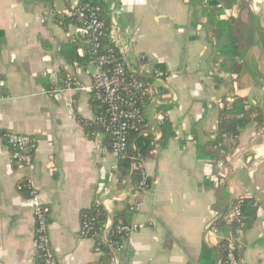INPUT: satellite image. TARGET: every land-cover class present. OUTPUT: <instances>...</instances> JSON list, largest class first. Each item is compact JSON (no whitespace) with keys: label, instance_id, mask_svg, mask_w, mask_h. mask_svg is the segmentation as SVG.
<instances>
[{"label":"crops","instance_id":"0c3cea01","mask_svg":"<svg viewBox=\"0 0 264 264\" xmlns=\"http://www.w3.org/2000/svg\"><path fill=\"white\" fill-rule=\"evenodd\" d=\"M101 1L108 21L115 12L131 69L146 74L151 88L141 101L143 133L161 142L165 117L175 136L143 160L151 187L140 197L141 207L131 211L135 197L129 180L119 182L115 174L118 158L109 139L96 132L89 138L80 122L94 123L101 108H94L88 93L63 88L73 64L90 72L78 75L82 85H90L96 71L90 60L64 57L69 44H77L80 55L89 46L67 3L0 0V264H34L37 256L30 194L17 188L27 181L50 210L49 245L59 264H200L203 247L219 244L205 239L206 226L239 198L253 200L257 209L250 229L233 232L240 259L264 264V118L260 126H246L217 163L199 159L193 141L210 142L221 101L234 95L264 114V0H231V8L223 10L235 20L244 61L236 79L216 53L223 43L213 39L222 18L219 6L208 0ZM155 71L166 76L157 81ZM7 134L35 141L30 168L12 163ZM118 198L122 201H114ZM110 201L111 219L128 207L130 222L141 227L122 252L107 256L94 250L92 239H81L79 229L83 210Z\"/></svg>","mask_w":264,"mask_h":264},{"label":"built area","instance_id":"2783aa9c","mask_svg":"<svg viewBox=\"0 0 264 264\" xmlns=\"http://www.w3.org/2000/svg\"><path fill=\"white\" fill-rule=\"evenodd\" d=\"M69 7L70 19L77 28L82 31L89 41L88 56L90 62L96 67V71L91 74V84L82 85L78 80V75L84 73L89 75L90 72L84 70L78 63L73 64V73L65 76L63 88L66 90H79L91 95L98 103L101 112L95 119L101 129V133L109 137L112 153L117 158L125 156L128 137L131 132L138 131L143 124L146 125V119L141 109V101L151 95V88L148 82L143 80L146 74L138 71L135 73L130 64L127 62L124 50L125 45L122 43L120 31L115 22V12H112L113 18L109 20L108 29L106 21L101 17V9L97 6L82 4L80 0H64ZM105 35L112 45L106 54H100V39ZM154 79L160 81L166 76V73L155 71ZM154 141L158 142L159 133L152 128ZM7 146L10 150V159L12 163L25 168H30L31 153L35 149V141L29 137L18 134L5 135ZM137 161V169L140 172V179L136 192L133 194L135 201L130 205L131 211H136L141 207V196L148 193L151 182L145 172L144 161ZM18 191L24 188L30 194L29 201L33 207V216L35 220L34 241L36 254L39 251H46V264H59L52 254L48 239V216L49 208L43 204L28 181L25 184L18 185ZM244 198L236 200L231 209L223 216V222L227 229L224 235L214 222H210L205 228V239L214 237L215 242L225 243V262L223 264H243L240 256L237 254L240 245L237 237L233 232H237V226L242 223L240 204ZM121 202L122 199L114 200ZM112 201L103 204L107 214ZM113 221L108 214L107 221L100 233V239L110 250L111 254L120 253L125 249V240L129 239L140 229V225L133 221L130 223L118 224L115 233L121 237L119 241L111 242L108 235L112 229ZM88 224L81 223L79 237L86 239ZM96 252H100L96 249ZM213 264H220L216 262Z\"/></svg>","mask_w":264,"mask_h":264},{"label":"trees","instance_id":"16d2710c","mask_svg":"<svg viewBox=\"0 0 264 264\" xmlns=\"http://www.w3.org/2000/svg\"><path fill=\"white\" fill-rule=\"evenodd\" d=\"M80 1L82 4L97 6L101 9V17L105 19L106 27L108 29L109 21L106 19V6L104 3L101 0ZM208 3L211 7H220V9H218V16L222 14V18L217 19L215 22L213 39L218 43L222 41L223 43L216 47V53L218 57L223 58L221 66L232 78L236 79L242 74L244 69L242 51L239 45V38L233 32L235 20L231 15H228L227 17L223 16V10L231 8L232 2L231 0H208ZM100 43V54H106L112 45L104 34L100 39ZM78 48L79 46L77 44H69L64 52L65 59L71 62H88V50L83 55H80L78 53ZM93 106L96 109L97 106L99 107L97 102H94ZM219 106L217 128L210 142L203 145L199 142L197 137L193 139L196 146L197 157L213 163L221 161L229 153L230 148L236 144L239 135L246 126L249 124L260 126L262 125L264 118L261 108L257 104L250 103L244 96L234 95L229 99L221 101ZM80 122L85 127V133L89 138H92L93 132H102L101 127L95 122L92 124L85 121ZM144 127L145 125L143 124L140 130L130 133L125 156L118 158L115 172L119 182L129 180L132 194L136 192L140 179V172L137 169V161H133L132 159L138 158V161L146 160L154 151L163 149L170 137L175 136L171 124L165 117L161 121V129L164 133V137L158 144L152 143L151 137L148 134L143 133ZM107 139H109L108 136ZM27 191L28 190L24 188L22 193L26 194ZM240 210L242 223L236 228L245 232L252 227V222L256 217L257 209L253 200L244 198L240 204ZM107 218L108 214L106 210L99 203H94L89 209L83 210L80 213V224L84 222L88 224V231L85 238L93 240L95 251L96 249H99L100 252L109 256L111 255L110 250L100 239V233ZM130 220L131 215L128 211V207H125L121 213L113 216V226L108 235V240L111 242L119 241L121 237L115 233L116 226L118 224L128 223ZM216 226L221 228L225 227L223 217L216 221ZM240 253L241 250H238L237 254L240 255ZM45 255L46 251H39L34 264H46ZM225 255L226 250L224 242H221L216 247L212 248L205 246L201 252L200 264H213L216 262L223 264L225 262Z\"/></svg>","mask_w":264,"mask_h":264},{"label":"water","instance_id":"95a60500","mask_svg":"<svg viewBox=\"0 0 264 264\" xmlns=\"http://www.w3.org/2000/svg\"><path fill=\"white\" fill-rule=\"evenodd\" d=\"M52 254H53V252H52Z\"/></svg>","mask_w":264,"mask_h":264}]
</instances>
